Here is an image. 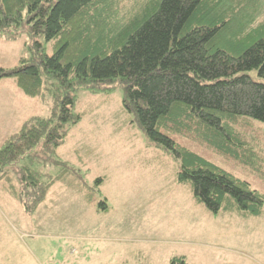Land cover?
<instances>
[{"label":"rangeland","instance_id":"rangeland-1","mask_svg":"<svg viewBox=\"0 0 264 264\" xmlns=\"http://www.w3.org/2000/svg\"><path fill=\"white\" fill-rule=\"evenodd\" d=\"M26 27L0 31V68L33 57ZM35 38L51 55L52 43ZM240 74L264 83L256 70ZM43 84L41 96L25 100L14 76L0 78V150L42 119L61 136L0 163V264H56L61 257L71 264L86 246L87 264H171L176 257L186 264H264V121L237 117L221 142L172 134L263 196L258 213L232 207L214 214L177 180L180 160L123 108L119 80L72 90L66 121L57 118L63 88L48 76Z\"/></svg>","mask_w":264,"mask_h":264},{"label":"trees","instance_id":"trees-1","mask_svg":"<svg viewBox=\"0 0 264 264\" xmlns=\"http://www.w3.org/2000/svg\"><path fill=\"white\" fill-rule=\"evenodd\" d=\"M20 24L33 36V57L0 68V78L14 76L29 97L43 94L44 76L56 80L62 121L71 117L72 90L119 80L123 108L180 160L177 180L191 185L198 203L214 214L260 212V193L172 134L221 142L237 117L264 121V83L237 75L256 70L264 78V0H0V31ZM39 35L52 43L51 55ZM48 120L25 124L0 150V163L16 162L50 136L58 143Z\"/></svg>","mask_w":264,"mask_h":264},{"label":"crops","instance_id":"crops-1","mask_svg":"<svg viewBox=\"0 0 264 264\" xmlns=\"http://www.w3.org/2000/svg\"><path fill=\"white\" fill-rule=\"evenodd\" d=\"M15 90V92H18L17 90H19L22 94H23V99H25L26 100V98L29 100V96H27L26 94H24L22 91H21V89H14ZM85 250H87V251H85ZM73 252L75 251V250H72ZM80 251H84L83 253H85V255H89L90 253V248L89 247H85V248H82ZM82 252H80L81 254L79 255V256H77L75 259H74V261H73V263H71V264H87V262L89 261L85 256H83V254H82ZM58 253H59V250H58ZM75 253H76V251H75ZM74 253V254H75ZM92 254V253H91ZM91 254L89 255V257L91 256ZM58 262L56 263V264H70L69 262H65V261H63L62 260V257H61V259H60V261H59V258H57L56 259ZM110 260V259H109Z\"/></svg>","mask_w":264,"mask_h":264}]
</instances>
